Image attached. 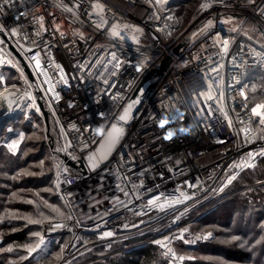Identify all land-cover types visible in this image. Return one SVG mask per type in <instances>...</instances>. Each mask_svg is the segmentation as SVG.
Masks as SVG:
<instances>
[{
	"label": "built area",
	"instance_id": "built-area-1",
	"mask_svg": "<svg viewBox=\"0 0 264 264\" xmlns=\"http://www.w3.org/2000/svg\"><path fill=\"white\" fill-rule=\"evenodd\" d=\"M189 1L174 5L173 0H170L167 11H157L156 7L149 5L148 0H100L106 6V16L110 23L117 21L130 23L144 30V36L140 37L139 51L133 40L128 38L132 33H129L123 42L109 40L104 30L98 31L94 28L92 20L84 14L83 8L80 10V19L74 20L71 13L55 6V0H28V6L40 9L39 14L45 18L44 24L48 31L42 32L39 37L35 35L38 24L31 21V17L21 18L19 21L15 19L20 12L25 11V6L17 4L14 9L6 7L4 12H0V28L9 30L23 26V30L17 36H12L8 31L2 32L32 69L56 130L60 132L61 126L64 128L66 135H60L57 141L54 137L55 147L73 159L81 158L93 150L101 139L95 135L94 130L101 123H106L107 126L113 122L101 120L98 114L104 112L117 116L143 77L150 70L159 68L162 60L166 61L162 73L152 78L153 85L150 91L129 120L126 134L107 162L83 174L67 166L57 156L60 161L58 165L61 166L60 183L57 187L56 170L54 187L66 212L69 211V203L74 206L72 210L74 219L64 221L67 227L50 231L47 222L42 224L45 237L59 234L70 236L58 264H62L63 261L70 264L91 246L98 244L109 248L113 243L121 242V250L152 244L164 253L165 249L154 242L163 240L165 236L170 237L169 247L178 256L186 257L175 264H185L189 260L187 257L195 256L178 251L176 244L194 246L199 241H204L196 239L198 235L190 229L191 223L220 202V199L216 198L230 186L224 188L223 192L220 191L229 175L236 171L240 175L246 170L232 169L229 166L234 162L239 163L247 153L264 148V139L260 138L259 132L251 134L255 135L256 139H251L250 135V142H245V133L242 129L249 127L250 118L251 127L258 128L254 125L256 117H251L248 88L244 89L248 97L247 108L243 107V98L238 95L239 90L246 85V75L241 78L240 84H236L233 77H240V69L234 67L231 60V57L236 55L237 63L242 64L240 56L243 55L248 65H253L248 72L256 67L254 66L256 58L248 52L247 46L251 45L257 51L262 50L260 45L264 44V37L259 31L251 29L256 28V25L264 28V16L259 14V9L264 7V3L255 0V7H251L248 6V0H229L228 7H225L220 0H198L194 9L182 17L179 10ZM73 2L74 0H63V3L69 6ZM204 2H211L212 7L201 10L199 6ZM153 12L160 16L159 20L150 18ZM230 12L244 16L235 18L230 24L221 23L231 16L226 14ZM169 15L174 19L166 20ZM208 20L214 22L212 29L203 35L198 31L196 38L192 37L185 47L175 51V47L193 28L198 25L204 27ZM53 21L60 24V31L65 33L63 38L59 32L53 35ZM166 23L169 27L164 32L156 31L157 28H164ZM232 27H238L239 31L230 32ZM74 31L84 32L86 39L81 40L78 36H73ZM168 31L172 33L171 36L165 34ZM244 31H248L252 40H248L243 34ZM217 32L230 40L234 38V43L230 44L229 55L222 60L217 54L219 46L212 47L213 37ZM25 35L29 39H24ZM32 40L36 41L35 45ZM112 44L116 45L115 49L111 47ZM97 45L102 47L98 48ZM241 45L245 46L243 53L240 52ZM113 50L117 52L119 58L126 61L116 76L110 75L114 70L112 64L107 65V72L104 66L96 64L101 57H105L104 63L107 64V60L111 59L108 53ZM37 51L41 53L40 69L36 68L32 59ZM195 55H199L201 59L193 60L192 57ZM209 56L214 62H222L225 65L219 76L216 73L209 75L215 77L212 81L214 84L219 82L221 76L224 79L223 104L232 120L231 128L219 112V104L215 100L205 103L204 98L199 95L207 89L205 72H208L209 67L216 66V63L208 65ZM145 58L146 66L142 72L137 73L133 65ZM0 60L3 61L0 63V90L16 86L19 90L15 94V99L19 98L22 94L20 87L32 85L3 42L0 43ZM84 64H87V67H78ZM56 65L63 68L70 86L57 82L61 73ZM260 67H264V64ZM7 71H13L19 81L8 84ZM102 73L104 76H101ZM73 76L77 79H72ZM79 77L84 79L81 80ZM49 78L55 85V91L60 94L59 101L48 91L49 83L45 81ZM104 79L109 80L108 85L104 84ZM131 81L135 82L130 83ZM117 93L123 98L113 101L110 97ZM233 97L236 98L235 103ZM194 100L199 101L195 107ZM69 103L75 107H68ZM209 104L215 113L212 116L207 115ZM35 105L33 112L43 118L36 99ZM200 108L205 109L206 119L197 115ZM175 109H179L185 115L167 127L179 129L194 125V128L187 134H177L172 140L163 139L167 133L166 130L159 128L160 119ZM13 119L4 122L0 131V136L5 131L2 137L4 144L10 139L12 132H7V129L13 128L10 122ZM241 120L244 123H241ZM71 124H75L80 131L72 129L69 126ZM2 139L0 138V141ZM69 141L71 147H67ZM124 192H128L129 195L125 196ZM181 193L190 198L185 200ZM154 196L160 197L157 204H165V201L171 202L175 199L182 202L171 206L165 204L161 210L158 206L148 205V201ZM117 198L123 203H117ZM177 217L179 219H176ZM125 224L128 225L127 228L124 227ZM185 229L187 232L183 231ZM108 231L113 232V235L101 238L102 234ZM182 232L184 239L190 241L189 243L171 239ZM84 236L91 238L80 243V238ZM166 259L168 264H174L172 257Z\"/></svg>",
	"mask_w": 264,
	"mask_h": 264
},
{
	"label": "snow or ice",
	"instance_id": "snow-or-ice-1",
	"mask_svg": "<svg viewBox=\"0 0 264 264\" xmlns=\"http://www.w3.org/2000/svg\"><path fill=\"white\" fill-rule=\"evenodd\" d=\"M169 2H170V0H148L149 5L151 7H156L157 11H160V10L167 11L168 10L167 5L169 4ZM220 3H222L225 7H228L229 0H220ZM261 3H264V0H261ZM17 4H19L21 6H25V11L20 12L19 15L15 18L17 21H19L21 18L27 19L28 17H31V21H35L38 24V30L35 32V35L37 37L41 36L42 32L48 31V29L45 27V24H44V19H45L44 16L39 14L41 10L38 8H35L34 6L29 7L28 6V0H0V12H4V9L6 7L14 9ZM55 6L58 8H61L64 12L71 13L74 20L80 19V10L83 8L84 14L90 20H92V24H93L94 28L98 31L104 30V32L106 33V36L108 37L109 40H118V41L123 42L126 39V36H128L129 33H132V35L128 36V38L133 40V42L138 46L137 51H139V45L141 44L140 37L144 36V30L142 28H140L136 25L130 24V23H121L119 21L110 23V21L108 20V18L106 16V6L103 3H101L100 0H86V6H85V0H74V2L72 3L71 6L63 3V0H55ZM248 6L255 7V0H248ZM199 7L201 10L207 9V8L212 7V3L211 2H204V3H201ZM259 14L261 16H264V7H261L259 9ZM93 17H95V19H92ZM150 18H154L155 20H159L160 16L156 12H153L152 16ZM165 19L166 20H173L174 17L169 15ZM234 20H235V17L229 16L227 19L222 20L221 23L230 24V23H233ZM53 25H54L53 35H55V32H59L60 37L63 38L65 36V33L63 31H60V27H61L60 24H56L55 21H53ZM168 27H169V25L166 23L164 25V28H157L156 31L157 32H164L165 29ZM213 27H214L213 20H208L207 23L205 24V26L199 30V34L203 35V34L207 33ZM22 30H23L22 25L18 26V27H13L9 30H4V29L0 28V31H8V32H10V34L12 36L19 35ZM238 31H239L238 27H232L230 29V32H232V33H237ZM251 31H261V35L264 36V29H256L255 27H253L251 29ZM165 34L168 36L172 35V33L170 31L166 32ZM243 34L248 38V40H252V36H250L248 34V31H244ZM73 36H78L81 40L86 39L84 32L74 31ZM192 36H193V38H196L197 33L196 32L192 33ZM24 39L27 40V39H29V37L27 35H25ZM0 43H2V41H0ZM32 43L35 45L36 41L32 40ZM231 43H234V38L230 40L226 36L222 37L219 32H217L215 37H213L212 47L219 46V51L217 54L220 55L221 60L225 56L229 55V49H230ZM65 47H67V45H65ZM97 47L99 48L102 46L97 45ZM111 47L113 49H115L116 45L112 44ZM247 47H248V52L256 58V60L254 61V66L260 67L262 64H264V44L260 45V47L262 49L261 51H257L255 48L251 47V45H248ZM244 48H245V46L241 45V47H240L241 53L244 52ZM27 51H32V49H27ZM40 55H41V53L39 51H37L35 53V55L32 57V59L35 61V66L37 69L41 68V61L39 59ZM108 55L111 57V59L107 60V64L104 63L105 57H101L100 59H98L96 61V64L104 66L106 72H107V65L112 64L114 70L110 73V75L116 76L117 72L119 71L121 66L126 61L119 58L118 54L115 50L110 51L108 53ZM192 59L193 60H199V59H201V57L199 55H195L192 57ZM240 59L243 60L242 64L237 63V56L236 55H233L231 57L233 66L240 69V77H233V80L236 82V84H240L241 78L244 77L245 75H247L249 68L253 67V65H248V61H247V59L244 58L243 55L240 56ZM207 62H208V65H212L213 63H216V66L209 67L208 72H205L204 79L207 82V89H206V91H202L199 95L204 98L205 103H207L208 101L215 100L217 102V104H219V112L224 117V119L227 121L228 126L231 128L233 126L232 120L229 118L228 112L225 111V107L223 104V101L225 98L224 79L221 76L219 78V82L214 84L212 81L215 79V77H211L209 75V73H216L217 76H219L221 69H223L225 65L222 62H218V63L214 62L212 60L211 56L207 57ZM0 63H3V61L0 60ZM146 64H147V58L140 60L137 64H134L133 67L137 73H140L143 71ZM78 67L84 68V67H87V64L78 65ZM56 68L59 69V71L61 73L57 82H62L63 84L70 86L69 85V79H68L67 75L64 73L63 68L60 65H56ZM44 74L47 75V73H44ZM101 76H104V73H102ZM72 79H77V77L73 76ZM79 79L83 80L84 78L79 77ZM45 82L49 83L48 91L52 92L54 95V98L57 101H59L60 100V94L55 91V85H53L51 83V78H49ZM103 82L105 85L109 84L108 79H104ZM134 82L135 81H131L130 83H134ZM111 87H115V85H111ZM245 88H247V85H244L239 90L238 95H239V97L243 98V107L247 108L248 107V104H247L248 97H247L246 91L244 90ZM139 91L141 94H143L144 90L141 88V89H139ZM253 91H255V86H253ZM24 95L33 100V103L30 106L36 107L34 97H32L31 94L28 92H25ZM98 95H99V93H98ZM110 98L113 101H116L118 99H122L123 97L120 96L119 93H117V94L111 95ZM235 100H236V98L233 97L234 103H235ZM96 102L99 103V101H96ZM139 102H140L139 98L132 101L131 103H129L127 105V107H125L123 109V112L121 114H119L118 116H116L115 114H112V113H104V112H101L98 114L99 117L101 118V120H104L106 122H110V121L114 120L115 122H112V123L108 124L107 126H106V123H101L100 126L94 130L95 135L100 136L102 142L100 144V148L97 149L96 152L90 153L88 156L89 164L93 169L98 167V165L101 161L106 160L108 155L111 153V151L119 143L121 137L124 134V128L121 127L120 124H121V122L127 123V121L132 118L131 117V110ZM8 103H9V108L11 109L13 101L9 100ZM197 104H199V101L194 100L193 106L195 107ZM68 107L72 108L75 106L72 105L71 103H69ZM37 111H39V108H37ZM206 111H207L208 116H212L215 114L213 112L212 106L210 104L208 105ZM204 112H205V109L200 108L199 111L197 112V115H200L203 119H206L207 117L204 116ZM184 115L185 114L180 112L179 109H175V110L165 114L163 116V118L160 119L159 128L162 130H166V133H167L163 137V139L172 140L177 134H187L190 131H192V129L194 128V125H190L187 128L180 127L179 129H171V128L167 127L168 125H170L174 121L178 122V120L180 118H183ZM251 117H256L259 119V128L253 129L251 127L252 120L250 118L248 121L249 127H245L244 129H242V131L245 133V142H250L249 136L255 132H259L260 138L264 139V101H261L260 103H256V104H254V106L251 107ZM240 122L244 123V121H242V120ZM57 123H59V121H57ZM69 126L78 132L80 131L79 129L76 128L75 124H71ZM89 130L90 129H85V131H89ZM13 131H14L13 128L7 129V132H9V133H11ZM60 134L66 135L63 126H61V128H60ZM19 136H20L21 140L24 138L23 133H19ZM251 139H253V140L256 139V136L251 135ZM219 142L224 143V141H219ZM7 147L9 148V150L14 151L18 147V142L12 141L11 143H9L7 145ZM67 147H71L70 141L67 143ZM85 147H87V145H85ZM64 150H66V149H64ZM259 158H264V148H261L255 152L247 153L246 156L244 158H242L239 163L234 162L229 167L232 169H239V170L255 169L256 167H258L257 161ZM43 163L44 162L41 161V167L43 166ZM60 167H61L60 165H57V173H56V175H57L56 186L57 187H59V183H60V181H59ZM64 171H67V169H64ZM23 174L31 175L32 173L24 172ZM238 176H239L238 171L229 175L227 177L226 184H224V186L220 188V191L223 192L224 188H226L228 185H231L232 182L238 178ZM17 178H18L17 176L12 177V179H17ZM191 186L192 185H189V187H191ZM121 191H123V189H121ZM124 195L128 196L129 193L124 192ZM181 195L184 197L185 200L190 198L187 195H185L184 193H181ZM12 196L15 197L16 193H13ZM137 199H139V197H137ZM159 199H160V197L154 196L152 199H150L148 201V205L154 206V207L158 206L161 210H163L165 207V204H168V206H171L172 204H178V203L182 202L179 199H175V200H172L171 202L165 201V204H157L156 202L159 201ZM27 202L28 203H34L33 201H27ZM43 203L46 207L51 208V210L56 213V216L59 218L58 220L56 218H53V217L44 216V214L42 212L38 213L40 218H33L32 216H27V215L20 216L15 212H11V211L6 210L4 215H0V222H3L5 219H9V220L23 219V220H26L28 224H34V225H40V224L47 222L49 225L48 230L56 231L57 229L67 227V224L64 223V221H71L74 219V217L72 215V210L74 209V206H72L70 203L68 205V207H69L68 212L62 211L60 208L55 207L53 205H49V204H47L46 201H44ZM117 203L122 204L123 202L119 201V199L117 198ZM124 206L127 207L126 205H124ZM140 214L141 213H137V215H140ZM76 219H77V223H78V218H76ZM89 219H91V217H89ZM176 219H179V217H177ZM133 226H135V225H133ZM124 227L127 228L128 225L125 224ZM262 227H264V225H262ZM183 231L187 232V229H185ZM112 235H113V232H111V231L104 232L102 234L101 238L111 237ZM32 236L36 238L35 242L21 246L24 249L26 254L19 256L18 259H16V260H12V259L8 260L7 264H23V262L28 261L29 258L32 257L34 253H37L38 251H43L44 248H46L47 245H46V241H45V235L43 232H34V233H32ZM211 237H212V232L209 231V232H206L205 234L198 235L196 237V239L207 240ZM171 239H180V240H183L185 243L190 242V241L184 239L183 232L180 233L178 236L177 235L172 236ZM236 239H238V237H235V236L232 237V240H236ZM169 241H170V237L165 236L163 238V240H157L154 243L160 245L162 248L165 249L163 255L166 257H169V256L172 257L174 264H175V262L183 261L186 257L183 255L178 256L176 254V252L171 247H169ZM191 242H194V241H191ZM256 244H261V241H259V240L256 241ZM254 248H255V245H253V250H254ZM13 251H14V249L11 245L8 246L7 248H0V252L11 253ZM63 251H64V249L61 248V253ZM59 258H60V256L58 255L57 259H59ZM187 258L188 259H195V257H187Z\"/></svg>",
	"mask_w": 264,
	"mask_h": 264
},
{
	"label": "trees",
	"instance_id": "trees-1",
	"mask_svg": "<svg viewBox=\"0 0 264 264\" xmlns=\"http://www.w3.org/2000/svg\"><path fill=\"white\" fill-rule=\"evenodd\" d=\"M197 1L190 0L181 7L179 13H181L182 17L187 16L194 9ZM6 81L10 84L9 82L13 83L19 81V79L13 71H7ZM245 82L249 91V105L252 107L255 104L253 93L257 96L264 97V67H255L250 70L245 77ZM253 86H255V91H253ZM50 122L53 135L57 141L59 139L58 131L51 118ZM11 124L13 129L14 126L19 125L18 123L15 125L14 121H11ZM254 125L259 128L258 118L254 119ZM20 127L26 130L29 128L27 124H20ZM4 134L5 131L1 133V139ZM32 139V142L31 140L29 142L33 146H37L39 141L37 142L35 138ZM40 144L39 150L42 154H45L48 150L51 152L47 139H44ZM23 152L24 150L20 149L18 155L10 158L8 157L9 155L5 154V148L2 142H0V161L2 160L9 165V160L12 159L13 163L20 164L19 171H17L19 174H17L18 178L14 180L10 177L6 178L3 176L0 170V213L6 207L7 203L5 204V199L10 200L11 194L15 189L13 187L23 182L27 176L24 174L25 176L23 177L21 168H23V162L25 166L31 154L25 156ZM50 159L46 162L47 166L45 165V168L42 167L40 179L45 187L50 188L52 192L51 198L58 204L62 211H65L53 184L59 159L55 154ZM257 163L258 167L244 170L233 184L216 198L217 200L220 199L219 203L191 223L190 229L195 234L202 235L207 231H211L213 237L199 241L194 246L183 243L176 244L178 251L195 256L194 260H188L185 264H250L251 255L254 252L253 242L261 241V244H255L254 248L261 249L260 247L264 242V227H262L264 225V158H259ZM10 203L12 202L10 201ZM49 214L48 217L59 219L54 212ZM33 225L28 224L26 220L22 219L12 220L11 224H3L0 248H7L11 245L14 247L13 249H15L14 251L16 253L25 252L21 246L29 242L27 239L28 237L29 239L31 238L30 227ZM14 226L17 228L14 229ZM36 227L39 228V225H36ZM233 236L238 237V239L232 240ZM69 237L68 234L45 237L46 249L35 253L27 262L50 264L49 262L53 261L49 258L52 251L54 249L64 248ZM90 238L84 236L80 238V243H84ZM121 247V242L113 243L109 248L101 244L94 245L70 264H168L162 250L155 245L144 244L122 250L120 249ZM13 252H0V264H4L8 255H12ZM61 255L62 253L59 256L61 257ZM257 256H260V254H257ZM259 258L257 257V260ZM257 260L255 257V264H264L261 260L258 262Z\"/></svg>",
	"mask_w": 264,
	"mask_h": 264
},
{
	"label": "rangeland",
	"instance_id": "rangeland-1",
	"mask_svg": "<svg viewBox=\"0 0 264 264\" xmlns=\"http://www.w3.org/2000/svg\"><path fill=\"white\" fill-rule=\"evenodd\" d=\"M9 83L11 84L12 82H9ZM0 86H1V84H0ZM251 89H252V87H251ZM3 90L4 89L0 90V92ZM20 90H21L22 94H20L19 98L17 97L15 99L14 107L15 106L16 107L14 109H16V112L13 115V117L15 119L12 120L15 122V125H16V123H18L19 125L14 126L15 130L10 134V136H9L10 139H8V141L6 140L5 144L3 143V139L0 142H2V145L5 148V154L9 155L8 157H10V158H12V156L18 155L20 152V149L24 150L23 154L25 156L27 154H31L29 156L28 161L25 164V166H24V162H23V164H22L23 168H21L22 169L21 171H23V173L28 172V173H32V174L27 175L25 177V179L23 180V182L18 183L17 186L13 187V188H15L13 193H16V196L13 197L12 196L13 193H12L9 201L7 199H5V204L6 203L7 204H6L4 211L2 213H0V215H4V213L7 210V211L15 212L20 216L27 215V216H32L33 218H40L38 215V213H40V212H42L44 214V216H49L50 215L49 213H53L51 208H48L44 205V203H43L44 201H46L47 204H49V205H53L55 207L60 208L58 206V204L51 198L52 192L50 191V188L45 187V185H43V183L40 179V175L42 173L41 170L47 166L46 162L48 160H51L50 158L54 153L52 152V150H51V152H49V150H48L45 154H42V152L39 150L40 146H41L40 142H42L44 139L48 140V136H47L46 126L44 124V119L41 118V116H38L35 112H33L34 107L30 106V105H32L33 100L24 95L25 92H28L31 94L32 97H35L34 93H33L32 86L22 85L20 87ZM253 94H254V98H255V104L260 103L261 101H264V97L257 96L255 93H253ZM6 108H7V106H6ZM3 112H0V114H2ZM8 120L9 119L5 120V122H7ZM20 124H27L29 126L28 130L20 127ZM50 125H51V123H50ZM50 131L53 134L52 127H51ZM19 133L24 134V138L22 140L20 139ZM58 135L60 137V135H61L60 132H58ZM32 138L37 139V142L39 141V143H37V146H33L29 142V140H31V142H32V140H33ZM12 141L18 142V147L14 151L9 150V148L7 147V145L9 143H11ZM24 155H22V156H24ZM6 160H8V159L6 158ZM41 161L44 162L43 166H42L43 168L41 167ZM59 163H60V161H59ZM19 168H20V164L13 163L12 159L9 160V165H7L6 162H4L2 160L0 161L1 174L3 176H5L6 178H8V177L12 178L13 176L18 177L17 171H19L18 170ZM13 173H15V174H13ZM24 176L25 175L23 174V177ZM47 191L49 192V195H48ZM10 201L13 204L10 203ZM27 201H33L34 203H28ZM20 204H22V206H20ZM12 205H16V206H12ZM11 222H12V220H9V219H5L3 222H0V238L2 235V233H1L2 232L1 229L3 228L2 225L6 224V223L11 224ZM15 228H17V227L14 226V229ZM30 231H31V233H30L31 238L29 239V237H28L27 240L29 242L26 244L35 242L36 238L32 236V233L43 232L42 231V224L39 225V228H37L36 225H33L32 227H30ZM253 243H254V245L256 244V242H253ZM260 248L261 249L258 248L259 250L254 249L253 250L254 252L251 251L252 255H251L250 264L256 263L255 257H256V260H257V257H260L257 260V262L260 260H261V262H264V242L262 243ZM45 249L46 248H44V250ZM60 253H61V249H54L51 253V256L49 257L53 261H51L49 263L50 264L60 263L64 252H62L61 257L57 260V256L60 255ZM24 254H26V253L25 252L16 253L14 251L12 255L11 254L8 255L7 260L4 264H7L8 260H10V259L16 260V259H18L19 256L24 255ZM257 254H260V256H257ZM33 255H35V253ZM189 260H194V259H189ZM219 260H221V259H219ZM41 263H29L27 261L23 262V264H41ZM65 263H66V261L62 262V264H65Z\"/></svg>",
	"mask_w": 264,
	"mask_h": 264
},
{
	"label": "water",
	"instance_id": "water-1",
	"mask_svg": "<svg viewBox=\"0 0 264 264\" xmlns=\"http://www.w3.org/2000/svg\"><path fill=\"white\" fill-rule=\"evenodd\" d=\"M186 0H173L172 4L174 5H180L181 3H183ZM231 15L232 17L235 18H239L244 16L243 14L240 13H226ZM256 29H264L263 27L256 25ZM203 26H196L195 28H193L185 37L184 39L175 47V51H179L182 47H185L190 40L192 39V33L194 32H198ZM261 33V31H259ZM264 37V36H263ZM0 39L2 40V42L4 43V45L6 46V48L9 50V52L14 56V58L17 60L19 66L21 67V69L23 70V72L27 75L32 88H33V93L35 96V99L37 101V104L42 112L43 115V119H44V124L46 126V131H47V136H48V142L50 145V148L52 150V152L54 154H56L57 156H59L65 163L67 166H69L70 168L74 169L75 171L79 172V173H87L90 170H95L96 168H98L99 166H101L102 164H104L105 162H107L110 158V156L112 155V153L115 151L117 145L115 146V148L111 151V153L108 155L106 160H103L99 163L98 167H96L95 169H93L88 161V156L90 153H94L96 152L97 149L100 148V144H101V139L99 140V142L96 144V146L93 148V150H91L88 154H86L85 156L81 157V158H70L69 156H67L66 154L62 153L61 151H59L54 144V136L51 133L50 129H51V125H50V110L46 107L43 96H42V92L41 89L36 81L35 75L32 71V69L30 68L29 64L27 63V61L25 60V58L23 57V55L16 49V47L12 44V42L8 39V37L2 32L0 31ZM166 61L162 60L160 63L159 68H154L152 70H150L144 77L143 79L140 81V83L138 84V86L136 87V89L134 90V92L132 93V95L130 96V98L128 99L127 103L125 104V106L123 107V109L125 107H127V105L129 103H131L132 101L136 100L137 98H139V103L136 104L133 109L131 110V117L135 114V112L137 111L140 103L142 102L144 96L150 91L152 85H153V81L152 78L153 77H157L158 75H160L162 73V71L164 70ZM143 89V94L140 93L139 89ZM123 109L121 110V112L119 114H121L123 112ZM118 114V115H119ZM117 115V116H118ZM13 119L14 117L11 116L9 118H5L1 123H0V131L4 125V122L6 119ZM113 122H115L113 120ZM129 120L127 121V123L121 122L120 126L124 128V134L123 136L126 134L127 132V124H128ZM123 136L121 137V139L123 138ZM120 139V140H121ZM120 142V141H119Z\"/></svg>",
	"mask_w": 264,
	"mask_h": 264
},
{
	"label": "bare ground",
	"instance_id": "bare-ground-1",
	"mask_svg": "<svg viewBox=\"0 0 264 264\" xmlns=\"http://www.w3.org/2000/svg\"><path fill=\"white\" fill-rule=\"evenodd\" d=\"M18 90L19 89L16 86H10L0 92V112L4 111L2 114H0V123L5 118H9L15 114L16 109L14 108L16 106L14 107V102H15V94L18 93ZM9 100L13 101L11 109L9 108V103H8Z\"/></svg>",
	"mask_w": 264,
	"mask_h": 264
}]
</instances>
